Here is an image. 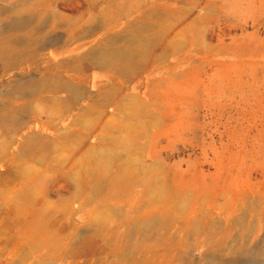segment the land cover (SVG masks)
<instances>
[{
  "label": "rangeland",
  "instance_id": "374dc122",
  "mask_svg": "<svg viewBox=\"0 0 264 264\" xmlns=\"http://www.w3.org/2000/svg\"><path fill=\"white\" fill-rule=\"evenodd\" d=\"M16 1L0 0V131L3 137H12V150L21 145L20 138L36 135L37 125L46 119L43 114L27 113L32 106L41 104L45 96L38 94L30 104H25L28 89L54 80L64 90L54 98L68 97L70 87L76 84L74 74L55 72L61 64L77 62V97L71 99L69 109L61 110L57 121L60 141L75 142L77 147L98 146L100 129L79 124L77 119L102 94L116 92L119 96L103 112L110 117L109 121L134 126L150 120L125 119L120 113L123 98L153 102L157 109L154 114L161 115L164 122L149 139L139 140L138 145L142 147L139 156L162 161L174 175V188L193 194L195 199L190 209L200 210L201 215L195 219L206 234L181 233L176 231V224L147 231L145 220H132L126 206H110L111 203L104 212L108 224L98 227L89 220L90 206L81 207V197L71 203L60 235L54 234L49 223L47 234L51 241L48 244L38 247L33 240L24 239L13 255L0 254V264L128 262L142 257L134 246L147 234L153 238L152 242L169 239L176 246L168 244L164 250L150 243L157 248L152 255L155 259L181 255V260L167 264H183L186 260L194 263L204 252L213 249L212 254L218 252L220 257V262L214 264L248 263L254 261L249 256L264 252V0H142L139 13L121 18L119 29L109 34L107 40L100 32L95 33L96 27L102 25L97 18L99 5L91 9L82 0H63L50 5L26 0L31 10L18 15L12 10L21 9L23 2ZM167 3L179 12L173 31L163 30ZM178 8L184 10L180 12ZM56 10L71 18L81 15L80 41L66 43L69 38L66 30L51 27ZM149 13L153 16L145 17ZM93 17L96 20L86 25L88 18ZM18 27L26 28L25 39L39 35L42 43L39 46L46 52L42 60L26 58L32 52L28 47L21 48L24 37ZM7 33L11 44L6 41ZM172 39H178V44ZM134 42L147 48L144 58L145 54L131 53L134 59L124 68H119L112 57L105 67L98 64L97 55L114 52L118 55L129 51ZM77 44L81 47L74 50ZM50 54L58 55L53 59ZM174 76L179 77L170 79ZM22 117H29L31 128H21ZM73 118H76L75 127L69 124ZM107 135L115 140L126 139L124 132L111 129ZM51 186L53 195L67 189L63 182H53ZM92 200L97 202L95 197ZM236 215L240 216L241 226L232 230ZM49 221L54 225V219ZM122 224L132 234L129 241H122L126 244L124 250L122 244L120 248L109 246L107 235L113 226V240L121 242ZM214 233L216 237L211 241L208 236ZM233 247L237 253L232 258Z\"/></svg>",
  "mask_w": 264,
  "mask_h": 264
},
{
  "label": "bare ground",
  "instance_id": "6f19581e",
  "mask_svg": "<svg viewBox=\"0 0 264 264\" xmlns=\"http://www.w3.org/2000/svg\"><path fill=\"white\" fill-rule=\"evenodd\" d=\"M32 1L36 4L50 5L63 0H31V2ZM82 1L91 9L95 8L97 5L101 6L100 14L97 15V18L101 19L102 25L101 27H96L95 33L100 32L106 40L109 38V34L117 28L119 29V21L121 18L139 13L138 9L142 3V0ZM21 2H23L21 4V9L12 10V13L19 15L31 10V8L26 5V0H21ZM173 8L174 7L169 3L166 4L165 10L167 15L163 17L164 31L165 29L173 31L174 24L179 19V12H175V8L174 10ZM179 9L180 8H178V10ZM182 10L184 9H180V12H182ZM41 11L43 12V10ZM53 15L54 21L51 27L66 30L69 37L66 43L70 44L80 41L81 15L71 18L70 16H65V14L59 10L54 11ZM150 15L153 16V13H149L145 17ZM95 20L94 17L88 18L86 25H90ZM21 27H18L17 30L25 39V37H27V35H25L26 28L22 29ZM39 30L41 31L42 29L39 27ZM163 30L161 29V32H164ZM159 32L160 31H158V34H160ZM10 33H7L8 35L6 34V41L9 43L11 41ZM12 33L15 34L16 32L13 31ZM31 34L33 35V33ZM38 36L39 35L33 39L31 37L25 40L23 39L21 43V48L25 50V48L28 47L30 50L29 52H32L31 56L25 55L27 59H37L39 61L42 60L43 55H46V52H43L42 47L39 46L41 38ZM1 39L2 37L0 35V41ZM172 40L174 44H178V39ZM54 43L57 44V42ZM63 45L66 44L63 43ZM46 47L47 46H45V48ZM74 47V50H79L81 46L77 44ZM66 48L67 50H71L68 46ZM55 50L58 49L55 48ZM146 50V47L134 42L131 44L129 51L120 52L118 55L116 54L117 52L107 55L101 54L97 55L96 58L98 64L102 65L101 67L108 65V61L112 57L113 59L115 58L114 62L118 64L119 68H124L134 59L131 53L136 52L141 55L145 54L143 56L144 58L146 56ZM58 53H60V49ZM57 55L50 54L49 57L54 59ZM64 65L65 64H61L57 70L54 69L56 70L55 73L60 74L70 71L74 74V81L78 84L79 63L76 62L71 65ZM177 77L179 76H174V78L171 77L170 79L175 80ZM76 84H74V87H70L69 84L71 88L69 95L61 100H57L54 96L63 92V87L54 80L39 84L34 89H28V99L25 104H30L29 102L34 100L32 97L38 94H45V96L42 97L41 95L43 98H41L43 100L41 104H36L34 107L32 106L33 108L28 105L27 107H31V110L25 112L28 114L34 113L35 115L43 114L46 119L43 124L37 125L36 135L33 133L19 139L20 146L16 145L15 149L12 150V137H8L7 135L3 137L0 131V254L6 253L8 255H13L20 248L24 239L33 240L38 247L48 244L51 241V237L47 234L49 223L50 227L54 230V234L60 235L63 229V218L70 212L71 203L81 197L83 199L81 207L90 206L92 214L89 220L98 227H102L108 222V216L104 212L107 210L108 204L111 203L109 204L110 206L113 204L126 206L130 211L129 217L132 220H145L144 228L147 231L152 230L154 227H165V225L176 224V231L181 233H190L194 236L198 233L206 234L205 231H201L202 229L199 226L198 219H195V217L199 216L200 210L191 211L190 209V204L192 200L195 199L193 194L189 190H177L174 188V175L171 174L169 169H167L168 167L162 161L153 159L151 156H148L147 159L139 156L142 154V147L138 145L139 140L149 139L152 136V132L160 128L164 122L161 115L154 114V111H157V109L153 102L149 103L143 101L141 98L135 97L123 98L124 105L120 113L125 119L136 120L138 118H144L150 120L146 124L134 126L126 122H110V117H107L103 112L108 105L114 102L119 96L116 92L102 94L99 101L94 100L93 104L86 106L83 114L77 119L79 124H87L91 127L100 129L101 134L97 138L98 146L87 148L83 146L77 147L75 146V142L70 144L60 141V130L57 121L62 115L61 110L63 108L69 109L71 99L75 100L77 97L78 85ZM46 94H50L51 97H46ZM21 120V128H24V126L31 128L32 121L29 117H22ZM6 122H8V120ZM1 123L2 119L0 120V124ZM69 124L75 127L76 118L71 119V123ZM0 127H2V125H0ZM42 129L44 132L41 131ZM110 129L115 130V132H124L126 139L115 140L111 138L107 135V130ZM107 144H111V146ZM53 182L57 184L63 182L66 184L67 189L64 192H55L53 195L51 190ZM94 197L97 199L96 203L92 200ZM236 216L231 226L232 230H236L241 226L240 216ZM51 219L55 220L54 225L49 221ZM124 225L122 224L120 226V229H123L122 231L124 232L122 235L123 238L119 243H117L115 239L113 240L115 235L113 226L107 231L110 240L108 242L109 246L120 248L123 240H125V242L130 240L132 234L125 227L126 225ZM214 237H216V233L208 236L211 241ZM90 241L91 240H89V242ZM152 241L153 238H151L150 234L143 236L134 246L135 250L139 252L142 257L132 260L129 259L130 261L128 262L118 260L115 264H167L177 259L181 260V255L179 254H174L166 259H155L152 255L157 249L156 247L165 250L168 244L172 247L175 245H172L169 239ZM150 243H156L159 246L157 245L154 247V245L152 244L151 246ZM179 244L181 243L177 245ZM125 245L126 244H122V250L126 249ZM234 248L235 247L231 248L230 252L232 258L237 253V249ZM214 250L215 249L204 252L194 263L186 260L183 264H203L205 262H208L207 264L218 263L220 262V257L218 256V252L212 254ZM250 257L254 258V261H248V263L242 262V264L264 263V252L251 255L248 258ZM236 264L239 263L237 262Z\"/></svg>",
  "mask_w": 264,
  "mask_h": 264
}]
</instances>
